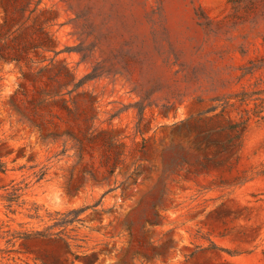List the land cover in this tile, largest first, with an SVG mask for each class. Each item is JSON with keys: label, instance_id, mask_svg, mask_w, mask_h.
<instances>
[{"label": "rangeland", "instance_id": "rangeland-1", "mask_svg": "<svg viewBox=\"0 0 264 264\" xmlns=\"http://www.w3.org/2000/svg\"><path fill=\"white\" fill-rule=\"evenodd\" d=\"M38 1L0 0V264H264V117L222 150L243 106L207 112L264 90V65L239 77L264 57V0H107L83 38ZM82 208L61 237H22Z\"/></svg>", "mask_w": 264, "mask_h": 264}, {"label": "trees", "instance_id": "trees-1", "mask_svg": "<svg viewBox=\"0 0 264 264\" xmlns=\"http://www.w3.org/2000/svg\"><path fill=\"white\" fill-rule=\"evenodd\" d=\"M64 2L68 9L71 10L75 17L73 21L78 28V33L80 37H90L94 35L96 28L102 24H109L111 23V12L114 8L113 3H108L107 0H61ZM234 7L237 8L242 5L246 0H230ZM41 2L38 1L37 5ZM36 7L31 10L34 12ZM7 13V10H5ZM160 7H155L152 10L151 20L157 22V15H160ZM151 15V13H150ZM153 17V18H152ZM29 19V17H28ZM95 46V45H94ZM38 47V46H35ZM69 50H73L68 48ZM92 49L88 46L80 45L75 50L82 54V58H90ZM250 65H246L242 67V72L239 75L240 78L252 74L255 70L259 69L261 66L264 65V57L258 60H251ZM105 66L101 63H97L94 67L92 72L88 73L84 78H82L79 82L75 84V88L80 87L82 84L85 83L86 80L96 78L101 76L105 72ZM264 92L263 89L254 88L249 89L246 86H242L239 90H233L228 94H224L223 96H215L212 98V101L221 102L220 104L211 106L207 112H216L219 106L222 107L220 112L214 113L213 116H217L222 114L227 108L234 107L237 103L243 106V114L241 115V120H236V116L230 113L231 123L221 127V131H226L228 129L233 130L234 134L229 135L227 134L226 140L221 142L222 150H225V145L231 150H239L242 143V133H239L238 128L243 124H246L243 130L245 131L248 124L254 117L263 118L264 115L262 114L264 111V98L260 95ZM54 96V95H52ZM250 101H254V108H249L248 105ZM259 101V103L257 102ZM145 107H139V112L142 115ZM201 134L206 135L208 137L206 131H202ZM6 171V166L4 162L0 161V172ZM22 188L13 186L12 191L8 192L5 196L7 202H9L8 207H12L14 203L18 202L22 196ZM85 208L82 209H72L65 213H57V217L52 225L48 226L44 230L37 231L34 234H23V238H39V239H52L61 237V235L66 232L68 226L73 225L75 222H81V214ZM56 231V229H58ZM73 230V229H71ZM67 245H70L67 242Z\"/></svg>", "mask_w": 264, "mask_h": 264}]
</instances>
